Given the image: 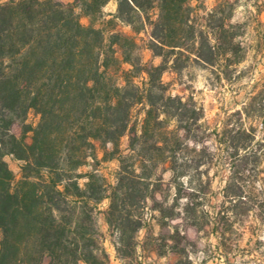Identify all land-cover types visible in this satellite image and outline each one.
Instances as JSON below:
<instances>
[{"label":"trees","instance_id":"trees-1","mask_svg":"<svg viewBox=\"0 0 264 264\" xmlns=\"http://www.w3.org/2000/svg\"><path fill=\"white\" fill-rule=\"evenodd\" d=\"M0 1V264H114L99 226L98 208L105 200L110 202L105 222L118 259L133 258L142 247L149 201L163 231L173 232L164 236L172 244L158 246L157 254L164 256L168 248L187 257L191 242L168 221L183 215L200 232L211 222L200 221L202 212L198 217L203 203L190 199L181 213L177 204L166 207L157 198L165 185L160 168L169 164L174 182L183 187L192 168L211 167L220 154L208 147L214 139L210 133L194 132L204 109H191L188 101L172 96L163 76L180 74L191 62L217 65L235 44L226 33L227 20L213 11L204 17L216 23L208 31L195 22L192 0ZM111 2L117 10L105 21L103 11ZM119 24L145 32L148 49L162 63H145L137 40L118 31ZM140 105L141 127L134 123ZM30 111L40 116L35 129L25 124ZM16 124L24 135L33 133L32 143L15 135ZM127 135L129 155L121 150ZM214 141L231 170L223 212H259L264 222V140L255 129L240 128L225 130ZM191 142L202 146L200 161L188 158ZM96 143L105 152L103 161H119L115 185L97 169ZM8 155L23 162L18 184ZM87 165L92 170L83 173ZM181 194L180 189L176 201Z\"/></svg>","mask_w":264,"mask_h":264},{"label":"rangeland","instance_id":"rangeland-1","mask_svg":"<svg viewBox=\"0 0 264 264\" xmlns=\"http://www.w3.org/2000/svg\"><path fill=\"white\" fill-rule=\"evenodd\" d=\"M65 4H74L75 0H58ZM4 1H0V5ZM190 6L194 9L196 23L206 25L208 31H213L216 23L205 21L208 14L218 11L217 18L226 19V33L234 36V46L226 55H222L217 65H204L191 62L180 74L168 71L163 76V81L169 85L172 96H180L184 102H189L191 109H204L205 118L194 126V132L199 135L210 133L215 140L222 139L225 130H238L240 128L255 129L258 139L264 140V0H192ZM117 10L116 2L109 3L103 13L105 21L112 19V14ZM78 13H82L78 10ZM85 25L90 24V19L82 16ZM98 27L102 21L98 20ZM117 30L137 40L140 54L145 63L159 65L162 58H154L153 53L147 47L148 35L145 32L136 34L131 27L119 24ZM237 45V46H236ZM225 49V48H223ZM222 51V50H221ZM130 65H124L123 69H130ZM121 76V73L118 74ZM143 79L138 83L142 85ZM122 83V80H119ZM242 111V117L238 112ZM145 118L144 106L140 105L134 111V123L139 122V127ZM40 123V116L35 111H30L26 125L35 129ZM136 124V123H135ZM170 129H174L176 122L168 123ZM13 132L19 138L25 137L28 143H32L33 133L24 135L23 128L16 124ZM214 139L208 143V147L214 153L220 154L211 167L201 166L192 168L190 176L184 178L179 187L174 182V176L170 165L161 166L160 173L164 178V191L157 195L160 201H165L166 207L177 204L178 212L183 213L182 208L192 199L194 204L203 203L198 207L205 215L202 222L210 221L202 232L191 227L181 218L171 222L178 227L182 234L188 237L191 245H188V256L179 254L164 248L165 255L159 256L155 249L163 244H172L165 240L168 230L163 231L160 214L152 210L154 204L149 201L147 212V227L140 233L142 247L138 249L136 256L126 260L117 258L115 246L112 242L108 226L105 222V211L109 207V200L103 201L98 208L99 226L104 235V246L114 264H177L180 260L183 264H264V222L259 212H253L247 216H237L232 213L225 214L222 206L224 201L223 190L230 178V167L224 162V154L217 148ZM98 147L97 169L110 185L116 184V173L119 169V161H103L105 152L100 143ZM130 135L121 141V150L129 155ZM188 158L194 162L202 159V146L191 142ZM111 150L112 146H108ZM207 160V158H205ZM10 169L14 172L16 183L22 180L23 162L14 156L5 158ZM92 163V161H91ZM194 164V163H193ZM264 169V165L261 167ZM92 170L90 165L82 168L83 173ZM209 172L211 184L207 174ZM264 177V174H263ZM82 185L85 180L81 181ZM264 189V182L261 184ZM182 190V198L176 201L179 190ZM199 194V195H198ZM222 211L221 214L219 212ZM221 218H226L220 222Z\"/></svg>","mask_w":264,"mask_h":264},{"label":"crops","instance_id":"crops-1","mask_svg":"<svg viewBox=\"0 0 264 264\" xmlns=\"http://www.w3.org/2000/svg\"><path fill=\"white\" fill-rule=\"evenodd\" d=\"M116 13V12H115Z\"/></svg>","mask_w":264,"mask_h":264}]
</instances>
